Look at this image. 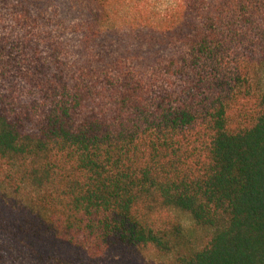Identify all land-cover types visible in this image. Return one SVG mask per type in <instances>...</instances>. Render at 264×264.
Instances as JSON below:
<instances>
[{
  "label": "trees",
  "instance_id": "16d2710c",
  "mask_svg": "<svg viewBox=\"0 0 264 264\" xmlns=\"http://www.w3.org/2000/svg\"><path fill=\"white\" fill-rule=\"evenodd\" d=\"M0 264H264V0H0Z\"/></svg>",
  "mask_w": 264,
  "mask_h": 264
}]
</instances>
